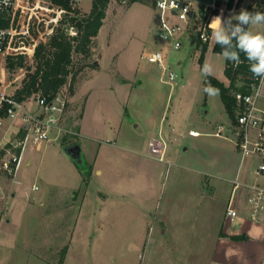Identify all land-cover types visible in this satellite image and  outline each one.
Wrapping results in <instances>:
<instances>
[{
    "label": "rangeland",
    "instance_id": "374dc122",
    "mask_svg": "<svg viewBox=\"0 0 264 264\" xmlns=\"http://www.w3.org/2000/svg\"><path fill=\"white\" fill-rule=\"evenodd\" d=\"M229 1L216 0L214 17L227 21L241 10L261 12L264 3L232 0L228 7ZM77 7L84 15L92 0ZM20 9L27 39L9 47L0 68V92L10 95L35 71L36 48L49 41L62 17L50 0H24ZM158 29L154 4L112 0L91 55H74L72 74L59 92L68 101L63 126L71 134L41 150L28 147L17 175L0 172V264H184L182 254L207 244L221 227L230 181L255 183L258 159L242 163L234 137L214 135L217 125L233 121L210 82L228 85L227 60L213 40L204 51L198 41L192 47L186 39L178 51L156 44ZM249 31L264 32V25H250ZM66 32L76 35L69 26ZM156 48L170 56L177 74L173 86L161 82V70L142 56ZM12 53L24 57L23 67L9 68ZM206 62L210 74L203 71ZM208 87L218 93L210 95ZM163 114L165 135L171 127L181 133L167 138L173 166L148 154L134 123L148 125ZM193 129L208 135L193 138ZM66 142L80 144L82 164L64 152ZM179 153L182 160L173 157ZM194 167L217 190L208 187L195 196L194 173L188 170ZM243 193L237 192V202ZM236 237L228 264H264V236ZM30 239L31 251L23 254ZM16 242L20 246L13 248Z\"/></svg>",
    "mask_w": 264,
    "mask_h": 264
},
{
    "label": "built area",
    "instance_id": "2783aa9c",
    "mask_svg": "<svg viewBox=\"0 0 264 264\" xmlns=\"http://www.w3.org/2000/svg\"><path fill=\"white\" fill-rule=\"evenodd\" d=\"M81 0H71L78 5ZM24 0H0V19L13 16L20 9ZM155 9L158 15L159 29L156 43L162 42L167 48L178 51L184 39L190 46L198 41L202 46L212 40L209 24L216 11V0L212 5H197L195 0H156ZM17 31L0 26V68L10 45L15 41ZM143 58L161 70L160 81L173 86L177 74L166 61L162 48L145 51ZM234 68L239 64L232 62ZM231 82L228 80V85ZM231 94L234 98L235 120L229 125L219 124L214 135L230 137L231 134L242 158L258 159L255 168L257 180L253 184L241 182L237 177L232 181L233 189L228 201L225 220L249 221L264 226V81L251 72L241 73L237 77ZM68 101L62 93L52 98L42 94L33 95L32 100L19 101L14 95L0 92V128L6 123H19L23 135L16 142H9L0 149V172L15 176L18 172L23 154L29 145L41 147L53 143L60 137L71 134L63 126ZM31 105L37 109L32 110ZM190 135L199 136L190 131ZM168 144L162 136L152 138L148 143V154L160 161H165ZM37 189V187H36ZM248 193L246 213L242 215L237 206V192Z\"/></svg>",
    "mask_w": 264,
    "mask_h": 264
},
{
    "label": "trees",
    "instance_id": "16d2710c",
    "mask_svg": "<svg viewBox=\"0 0 264 264\" xmlns=\"http://www.w3.org/2000/svg\"><path fill=\"white\" fill-rule=\"evenodd\" d=\"M50 1L62 11V17L59 19V26L54 29L49 41L47 43H40L37 46L35 52L36 69L33 73L27 75L22 87L17 88L14 94L19 101H25L36 94L52 98L60 92L72 74L71 66L74 63V55H82L84 58L91 55L94 40L97 38L104 24L107 10L112 0H92L91 10L84 15H81L77 7L78 5L72 4L71 0ZM129 2L130 5L134 3L155 5L156 0H129ZM228 7H232V0L228 2ZM261 12L264 13V3ZM215 13L216 11L213 12V14ZM22 17V10L19 9L15 15H9L0 19L1 27L13 28L17 31L16 39L10 45L11 48H18L20 46L19 40L22 37L26 38V35L21 33ZM68 26L72 30L76 29V35H69L66 32ZM207 45H202L203 51L206 50ZM214 50L221 53L224 49L217 43ZM10 56H12L8 59L10 69L13 70L16 67L21 68L24 66L23 56L18 55V53H12ZM13 56H18L17 60H14ZM240 61L237 68L233 67L232 61L227 60L226 62L225 75L231 82L230 86L215 78H210L212 85L218 88L227 112L233 120H235V101L231 91L235 87L239 74L251 72L249 70V61L242 52L240 53ZM1 115H3V112H0ZM75 143L66 142L64 145ZM233 238L238 237L234 236Z\"/></svg>",
    "mask_w": 264,
    "mask_h": 264
},
{
    "label": "crops",
    "instance_id": "0c3cea01",
    "mask_svg": "<svg viewBox=\"0 0 264 264\" xmlns=\"http://www.w3.org/2000/svg\"><path fill=\"white\" fill-rule=\"evenodd\" d=\"M195 1H196L197 5H204V4L199 3L200 0H195ZM249 29H250V25L248 27V30ZM169 57L170 56L166 57V61H167V63L170 64ZM164 118L165 117L163 114L158 120H154V121L150 120L148 123H146L148 125L143 124V122H141L139 120H134L135 121L134 123H136L135 127L140 131V136H143V139H144L143 142L145 143L146 146H148L149 141L154 137L162 136L165 139V141L167 142L168 137L181 135L180 132L177 133L176 130L173 127H171L167 133L168 134V137H167L165 135V120H164ZM19 126H20V124L17 122L16 123L8 122V123H6L5 127L0 128V149L3 146H5L7 143L16 142L18 139H20L22 137L23 133H22V131H20ZM190 131H195V132L199 133V136H192L191 135V137H193V138H199V137L208 135V134L202 133V132L195 130V129L190 130ZM57 141H55V142H57ZM55 142L49 143V144H44L41 147H37L36 149L41 150L44 146L54 144ZM62 145H64V144H62ZM30 146H33V145H29L28 147H30ZM27 148H26V150H27ZM63 150H64V148H63ZM185 150L187 151V148ZM82 152H83V150H82ZM173 157L178 159V160H182L184 158V155H182V153H179V154L173 155ZM243 161H244V159L242 158V163H243ZM160 162L168 163L169 166L170 165L173 166V164L170 163L171 161L167 160V154H166L165 161H160ZM182 167H184V166H182ZM191 169H188V170H190L194 173L195 189H194L193 193L195 196L196 195L202 196V193L205 190H207L208 187H211L213 192L215 190H217V185H214V184L212 185L210 179L207 178V176L204 174V172L200 168L194 167ZM16 175H17V173H16ZM232 181L233 180L230 181L231 184H232ZM0 182H1V177H0ZM34 188L36 189V187H34ZM231 194H232V191H231L229 197L227 198L226 205H225V211H226L228 201L231 197ZM242 195L243 196L240 199V201H242V202L240 203V201H238L237 206L239 208V212L242 215H245L248 193L245 192ZM73 198H75V196ZM104 198H106V196H104ZM225 211L223 214V221H222L221 227L217 228L214 232H212L208 243L205 245L201 244V245L195 247L194 249H187L189 251L182 254L184 256V264H228V262L230 260H232V258L234 257L235 245H234V242L232 241L233 240L232 238L234 236L246 235V237L249 236V237H254V238H259V239L264 236V226L255 225V224L250 223L249 221H244V222L243 221H239V222L236 221L235 223L227 222L225 220ZM162 226H165L164 222H162ZM31 243H32V239H30V242L28 245H24L21 248L23 250V251H21L23 254L28 252V251H31V245H30ZM19 246H20V244L18 242H16L14 244L13 248H18ZM24 251H26V252H24Z\"/></svg>",
    "mask_w": 264,
    "mask_h": 264
},
{
    "label": "clouds",
    "instance_id": "9594fccd",
    "mask_svg": "<svg viewBox=\"0 0 264 264\" xmlns=\"http://www.w3.org/2000/svg\"><path fill=\"white\" fill-rule=\"evenodd\" d=\"M233 20L238 23L233 24ZM249 25H264V13L241 10L238 15L229 17L227 21L216 16L209 24L211 38L215 44L222 46L224 50L221 55L228 61L239 64L240 53H244L249 61L251 73L264 81V32L249 31L247 30ZM203 71L210 74L212 66L206 62ZM205 91L210 95L218 93V90L211 87Z\"/></svg>",
    "mask_w": 264,
    "mask_h": 264
},
{
    "label": "water",
    "instance_id": "95a60500",
    "mask_svg": "<svg viewBox=\"0 0 264 264\" xmlns=\"http://www.w3.org/2000/svg\"><path fill=\"white\" fill-rule=\"evenodd\" d=\"M64 152L78 165L83 163V152L79 144H69L64 147Z\"/></svg>",
    "mask_w": 264,
    "mask_h": 264
},
{
    "label": "bare ground",
    "instance_id": "6f19581e",
    "mask_svg": "<svg viewBox=\"0 0 264 264\" xmlns=\"http://www.w3.org/2000/svg\"><path fill=\"white\" fill-rule=\"evenodd\" d=\"M214 18V17H213ZM213 18H212V20H213Z\"/></svg>",
    "mask_w": 264,
    "mask_h": 264
}]
</instances>
